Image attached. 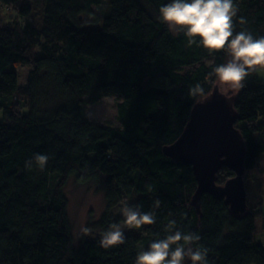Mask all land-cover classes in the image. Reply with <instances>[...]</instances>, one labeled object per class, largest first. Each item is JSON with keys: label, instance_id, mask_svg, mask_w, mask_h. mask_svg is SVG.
Masks as SVG:
<instances>
[{"label": "trees", "instance_id": "obj_1", "mask_svg": "<svg viewBox=\"0 0 264 264\" xmlns=\"http://www.w3.org/2000/svg\"><path fill=\"white\" fill-rule=\"evenodd\" d=\"M168 2L0 0V11L17 13L8 22L0 16V264H135L139 251L166 235L171 220L182 231L201 236L199 244L209 249L208 264H264L257 229L264 216L262 185L260 207L248 202V210L236 214L225 199L205 194L198 212L192 205L198 187L193 167L164 153L183 133L194 106L219 85L226 95L237 96L236 127L247 147L245 182L261 171L260 68L240 88L220 85L211 74L230 59L226 49L209 52L198 43L188 46L182 31L175 35L159 18L160 7ZM234 2L239 9L234 34L264 37V0ZM101 5L102 22L98 17L97 25L80 28L81 16L95 15L93 7ZM210 58L213 63H204ZM22 64L34 65L24 85L17 71ZM47 82L72 103L42 117ZM197 84L203 93L192 95ZM111 96L121 99L120 126L90 120L88 106ZM37 153L49 157L43 170L35 164ZM26 161L33 162L31 168ZM235 176L224 166L217 184ZM71 177L83 184L95 181L106 193L108 208L92 227L96 233L123 223L115 210L131 197L129 206L155 211L156 223L131 228L135 232L125 235V243L111 248L99 245L101 236L87 237L76 248L64 194ZM157 200L159 208L154 207Z\"/></svg>", "mask_w": 264, "mask_h": 264}, {"label": "clouds", "instance_id": "obj_2", "mask_svg": "<svg viewBox=\"0 0 264 264\" xmlns=\"http://www.w3.org/2000/svg\"><path fill=\"white\" fill-rule=\"evenodd\" d=\"M239 11L234 0H170L159 9V18L172 31H182L188 46L197 43L209 52L227 51L230 59L216 66L214 75L222 86L237 89L243 86L245 79L257 68H264V37L255 38L250 32L240 31L234 34L233 18ZM241 23L245 21L240 20ZM196 38H199L197 41ZM192 95L202 94L197 84L190 90ZM49 160L48 155L37 153L35 164L43 170ZM32 161L25 166L32 167ZM160 201L154 207L159 208ZM123 223H111L102 233L99 245L111 248L125 243L122 227L139 229L144 225L156 223L155 211H142L140 206H129L123 202L120 209ZM163 238L151 242L147 250L137 253L135 264H208L209 249L199 244L201 236L196 232H184L171 220ZM86 236L90 229L82 228Z\"/></svg>", "mask_w": 264, "mask_h": 264}, {"label": "water", "instance_id": "obj_3", "mask_svg": "<svg viewBox=\"0 0 264 264\" xmlns=\"http://www.w3.org/2000/svg\"><path fill=\"white\" fill-rule=\"evenodd\" d=\"M237 96H228L217 85L203 101L197 103L183 133L164 153L177 162L191 165L198 187L192 205L200 212L205 194L225 199L233 213L248 210L245 182L247 147L241 131L236 127L239 114L235 108ZM224 166L236 176L225 185L217 184V174Z\"/></svg>", "mask_w": 264, "mask_h": 264}, {"label": "rangeland", "instance_id": "obj_4", "mask_svg": "<svg viewBox=\"0 0 264 264\" xmlns=\"http://www.w3.org/2000/svg\"><path fill=\"white\" fill-rule=\"evenodd\" d=\"M41 1V0H29ZM39 8V7H38ZM95 15L83 14L79 20V27L83 28L96 24L95 21L99 17L102 22V17L105 12V6L101 5L99 7L94 6ZM0 16L3 18L4 22L13 20L17 13L13 9L3 8L0 11ZM33 20V19H32ZM175 35L179 31H172ZM214 62V58H210L204 63L211 64ZM199 66H189L185 68V71H193ZM34 68L33 64H22L18 68L19 83L21 85L26 84L29 72ZM259 75L261 79L264 80V69H259ZM219 86V85H218ZM220 88V86H219ZM221 90V88H220ZM43 95L41 98V116H48L55 108L71 104L72 101L62 95L60 91L51 83H45L43 88ZM222 92V90H221ZM225 94V93H224ZM121 99L117 96L105 97L100 100L97 104H90L85 112L87 117L103 126H120L118 105ZM75 104V102H73ZM0 119H2V111H0ZM262 185L264 191V163L261 171L254 174L246 182L248 202L251 206L256 207L259 205L260 196V186ZM64 194L68 198V216L70 224L72 227V234L74 239V245L76 248H80L83 241L87 237L97 238L101 235L92 230V227L97 224L103 217L108 208V202L106 199V193L102 191L95 181H90L85 184L79 183L75 177H71L64 189ZM136 198V197H135ZM134 200L133 197L128 198L127 204ZM123 203L116 208L115 212L117 214H122L120 209ZM260 207V206H258ZM264 210V205H263ZM82 228L90 229L88 235H84L81 232ZM258 229V242L264 244V216L257 221ZM124 234L134 233L135 230L128 228L126 226L122 227Z\"/></svg>", "mask_w": 264, "mask_h": 264}]
</instances>
